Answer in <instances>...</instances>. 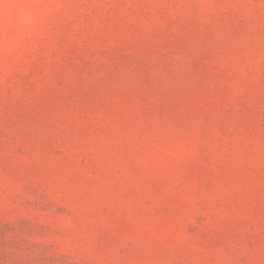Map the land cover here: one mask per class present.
<instances>
[{
    "label": "rangeland",
    "instance_id": "rangeland-1",
    "mask_svg": "<svg viewBox=\"0 0 264 264\" xmlns=\"http://www.w3.org/2000/svg\"><path fill=\"white\" fill-rule=\"evenodd\" d=\"M0 264H264V0H8Z\"/></svg>",
    "mask_w": 264,
    "mask_h": 264
},
{
    "label": "clouds",
    "instance_id": "clouds-1",
    "mask_svg": "<svg viewBox=\"0 0 264 264\" xmlns=\"http://www.w3.org/2000/svg\"><path fill=\"white\" fill-rule=\"evenodd\" d=\"M23 10L18 5L8 2V0H0V21L7 20L13 17H22ZM2 38V32H0Z\"/></svg>",
    "mask_w": 264,
    "mask_h": 264
}]
</instances>
